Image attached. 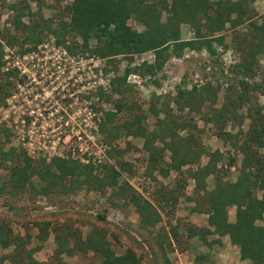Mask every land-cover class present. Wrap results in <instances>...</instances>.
<instances>
[{
  "label": "rangeland",
  "instance_id": "rangeland-1",
  "mask_svg": "<svg viewBox=\"0 0 264 264\" xmlns=\"http://www.w3.org/2000/svg\"><path fill=\"white\" fill-rule=\"evenodd\" d=\"M69 2L70 0H0V36L4 32L14 33L12 16L15 12L9 8L10 4L18 7L27 5L33 20L49 19L55 25L60 18H68L65 10ZM164 17L162 11V21ZM261 17L255 20L264 22ZM21 21L25 25L30 24L29 16H23ZM127 24L132 31L143 29L141 23L132 18L128 19ZM240 31L245 32L239 26L234 30H225L222 40L225 47L215 44L216 54L210 55L209 59L206 51L185 50L182 56L166 60L161 70L152 77L129 73L125 80L127 86H123L125 91L121 95L110 89L112 79L121 77L125 67L132 68L141 61L151 60L150 52L130 57L118 55L109 60L84 54L78 49H74L75 53L71 54L64 48L66 54H61L62 45H55L53 36L45 33L34 49L23 54H18L20 46L17 43L3 45L1 52L2 59L5 60L4 67L16 69L17 77L21 80L9 77L13 80V86L8 87V95L4 99L0 98V152H5L10 147L15 149V154L23 150V154L29 156L37 168L40 160L47 162L51 156H59L80 164L90 163L94 168L100 164H112L117 168L115 162L125 161L131 170L120 171L117 185L124 181L129 186L138 188L137 183L143 180L142 174L147 164L146 152L142 148L143 139L135 136V124L125 131L123 123L139 117L137 125L150 131L155 128L156 120H168V128L175 131L177 137L191 135V144L203 148L207 155L218 150L226 157L227 152H230L235 161L229 167L224 164V180H234L241 156L228 144L229 138H219L215 133L214 123L205 120L215 110H222L231 100L233 115L231 113L232 116H227L226 122L218 128L234 136L231 138L234 141H241L249 123L247 115L252 114V109L261 107V114L264 116V99L254 96L255 91L252 93L251 85L254 82L263 88L264 53L256 56L254 77L246 79L248 86L243 97L248 100L244 104L238 105L235 98L236 92L241 93L244 89L237 83L241 78L239 74L229 76L222 72L238 60L239 51L233 43V34ZM191 36L190 28L182 24L180 37L185 39ZM244 36L250 44L251 36ZM65 39V44L70 43L75 48L74 40L70 36ZM213 58V63L207 62ZM4 67H1L2 71H5ZM192 83L196 86L209 83L215 90L214 97L194 107H177L173 101L176 87L188 90ZM116 103L122 104L119 110H116ZM104 112L116 114L110 123L119 128L115 137H107L104 132L97 130L98 120L105 117ZM155 145L161 144L155 141ZM258 153L264 155V149H260ZM167 158L168 153H165L161 167L165 166ZM22 159L21 154L13 160H3L0 157V182L6 179L13 163L18 161L17 163L22 164ZM206 160L207 156L203 155L199 162ZM196 166L194 162L191 166L181 167L182 173L177 180L176 172L169 170L167 182L160 185L158 173L151 171L155 189L158 190L161 186L164 188L162 191L166 192L176 186L181 198L173 205L156 204L160 219L143 232L135 227V213L131 206L124 208L109 202L108 189L98 191L85 184L67 194L53 193L54 190H51L52 193L46 195L40 191L43 183L35 177L31 178L32 187L27 185L12 201L13 209L17 210L15 214L8 211L7 201L10 202V199L7 194H0V221L5 219L4 222L12 232L23 238L24 244L19 247L22 252L39 246L32 253V258L39 264H98L99 258L93 252H75L71 256L64 253L54 255V232L62 234L65 228L73 230L81 238L91 229H102L105 240L116 253L131 248L141 264H162L161 246L164 247L166 258L172 260V264H177L179 257L176 253H182L181 248L185 245L182 241L185 239L170 241L166 231H169V226L183 228L197 224L194 215L189 212V208L192 210L195 207V202L189 203V200L186 202L183 198L188 196L192 200L194 197L190 193L192 190H189L193 187L189 172ZM97 170L92 168V173L95 174ZM207 178V189H210L213 185L212 176ZM179 181L181 186H178ZM113 190L116 191V186ZM136 191L140 192L141 188ZM155 194L156 197L160 195L158 191ZM98 214L104 217L99 219ZM37 221L49 222L48 234L43 239L37 238V228L34 225ZM181 227L179 232L177 228V236L183 239L184 231ZM12 252L13 248L9 246L1 249L0 255L10 257ZM22 255L25 260V255ZM184 255L182 253L180 257Z\"/></svg>",
  "mask_w": 264,
  "mask_h": 264
},
{
  "label": "trees",
  "instance_id": "trees-1",
  "mask_svg": "<svg viewBox=\"0 0 264 264\" xmlns=\"http://www.w3.org/2000/svg\"><path fill=\"white\" fill-rule=\"evenodd\" d=\"M251 1L253 0H70L65 10L68 18H60L55 25L49 19L33 20L27 5L18 7L10 4L9 8L15 12L12 16L14 33L4 32V35L0 36V98L4 99L8 95V87L13 86V80L9 77H15L17 81L21 80L17 77L16 69L1 70L5 64L1 52L3 45L17 43L20 46L18 54H23L34 49L45 33L53 36L55 45H62L71 54L75 53L74 49H78L84 54L109 60L118 55L130 57L134 54L150 52L151 60L141 61L132 68L125 67L121 77L112 79L110 89L121 95L125 91L123 86H127L125 80L129 73L152 77L161 70L166 60L170 57L182 56L185 50L206 51L209 59L210 55L216 54L215 44L225 47L222 44L225 30H234L246 23L245 32L233 34L235 38L233 43L239 51L238 60L234 61L228 70L222 71L229 76L238 73L239 77L243 78L237 83L244 89L241 93L236 92L235 98L238 105L244 104L248 100L247 97H243L248 86L246 79L255 73L256 56L264 53V22L255 20L261 16L264 19V12L258 16L249 6ZM162 11L165 14L163 21ZM25 15L29 16V25L21 21ZM130 18L141 23L143 29L132 31L127 24ZM182 24L190 28L191 37L185 39L180 37ZM244 35L251 36L250 44L246 42ZM68 36L74 40L75 48L71 47L70 43H64L65 37ZM233 58L235 59L234 55ZM214 61L215 58L207 60L210 63ZM251 83L252 93L255 91L254 96L264 93V82L263 88L257 83ZM214 94L215 90L209 83L201 86L192 83L188 90L177 86L173 101L177 107L183 109L213 98ZM230 104H232L231 100L222 110H215L205 121L214 123L217 136L229 138L228 144L241 156L238 173L232 181L224 180L226 174L224 164L229 167L235 161L230 152H227L226 157H223L218 150L207 155L203 148L191 144L193 140L191 135L177 137L175 131L168 128V120L167 122L156 120L155 128L147 131L137 125L139 122L137 117L135 120H126L123 127L128 131V127L135 124V136L143 139L142 148L146 152L147 164L142 174L144 181L142 189L154 202L151 201L153 204L142 198L126 182L117 185L120 171L131 170L130 165L125 161L115 162L117 168L112 164H100L94 168L90 163L80 164L59 156H51L47 162L40 160L37 168L34 167L32 159L23 154V150L18 149L20 151L15 154L13 147L0 152V157L3 160L8 158L13 160L21 154L22 164L17 161L9 168L8 176L0 182V194L2 192L7 194L10 199V202L7 201L8 211L15 214L17 210L13 209L12 201L27 185L32 187V177L43 183L40 191L46 195L52 193L51 190H54L53 193L67 194L85 184L98 191L108 189L107 199L112 205L122 207L130 205L135 208L137 227L143 232L160 219L156 204L173 205L180 193L176 186L166 192L162 191L164 188L161 186L160 189H155V182L150 176L151 171L155 170L159 177H166L169 170H173L176 172L175 175L179 176L181 167L195 162L196 168L189 172L194 189L205 188L206 178L209 175L213 180V187L205 194L206 208L203 210L207 215V225L213 228L212 233L218 236L227 235L230 243L238 247L241 260L247 259L250 264H264V155L258 153L260 149H264V116L261 114V107H254L252 114L247 115L249 123L243 138L241 141H234L231 139L234 136L218 128L224 121L226 122L227 116L233 115ZM121 105L116 103V110H119ZM92 108L98 109L94 106ZM104 115V119L102 117V120H98L97 130L104 132L107 137H115L119 128L110 123L116 114L104 112ZM155 141L161 145L156 146ZM165 153H168V160L164 162L165 166L161 167ZM203 155L207 156V160L201 163L199 159ZM92 168L98 169L95 174L92 173ZM114 186L116 191L113 190ZM178 186H181L180 183ZM156 191L160 194L157 195L158 197ZM227 207L234 208L233 222H227ZM192 211L199 209L195 206ZM103 217L98 214L99 219ZM4 221L5 219L0 221V250L12 246L13 252L10 257L0 255V264H39L32 258V253L39 246L22 252L19 247L24 244L23 238L14 234ZM34 225L37 228V238L43 239L48 234L49 222L37 221ZM72 231L65 228L62 234L54 232L55 256L62 253L71 256L75 252H93L99 258L98 264H141L139 257L131 248L116 253L105 240L102 229H91L83 238ZM185 231L186 237L198 235L204 241L201 234L203 230H192L187 226ZM166 233L176 239L177 226H169V231ZM160 252L162 264H172L164 254V247L160 246ZM22 254L25 255V260Z\"/></svg>",
  "mask_w": 264,
  "mask_h": 264
},
{
  "label": "crops",
  "instance_id": "crops-1",
  "mask_svg": "<svg viewBox=\"0 0 264 264\" xmlns=\"http://www.w3.org/2000/svg\"><path fill=\"white\" fill-rule=\"evenodd\" d=\"M249 6L258 16L264 12V0H253L249 3ZM256 19L258 20V18ZM239 27H241V30H245L247 28L246 23L239 25ZM185 166H191V165H185ZM167 178L168 177H160L159 183L165 184L167 182L166 181ZM179 178L180 177L177 176L175 179L177 180ZM207 179L208 178H206L205 188L203 189H194V187L189 188V190H192L190 193L194 195L192 200L188 199V196L183 197L184 199H186L185 200L186 202L190 201L189 203H193L192 201H194L195 202L194 205L197 206L199 209V211H192L191 208H189V212H191L192 216L194 215V219L197 220V224L195 223L194 225L189 226V227H191L192 230H196L197 228L199 230H203V233L201 234L203 235L202 238L204 239V241H202L198 235L186 237L185 227L182 228L181 226H178L177 227L178 232H179L180 227L184 231L183 239H181V237H178V236L176 237V239L172 238L171 236L169 237L170 241L175 240L176 242L177 240L182 241L185 239L184 241H182V242H185V245L183 246V248H181V250H183L182 253H185V255L180 257V254H182L181 251L179 253H176L179 257V261L177 264H250L247 259H242V260L240 259L238 247L230 243L227 235L218 236L212 233L213 228L207 225L206 223L207 215L203 211L206 208L205 194L213 187L212 185L210 189H207V185H208ZM179 183H181V181H179ZM191 184H192V181H191ZM138 194L142 196V198L150 202L152 201L150 197H145L146 194L144 195V193H140V192H138ZM179 198H181L180 195L178 196L177 200H179ZM185 206L189 207V204H186ZM132 209L134 210V213H135L134 214L135 227L137 230L141 232V229L137 227V212L134 207H132ZM226 212H227V222H233L234 221V208L227 207ZM137 239H139L138 236H137ZM172 245H173V241H172ZM171 263H172V260H171Z\"/></svg>",
  "mask_w": 264,
  "mask_h": 264
},
{
  "label": "built area",
  "instance_id": "built-area-1",
  "mask_svg": "<svg viewBox=\"0 0 264 264\" xmlns=\"http://www.w3.org/2000/svg\"><path fill=\"white\" fill-rule=\"evenodd\" d=\"M61 54H66V50L64 49V48H61V52H60ZM22 56V55H21ZM229 57H230V55H229ZM6 67H4V69H5ZM7 69V68H6ZM5 69V70H6ZM257 97H259V98H262V99H264V93L263 94H258L257 95ZM143 179V178H142ZM141 179V180H142ZM141 183H144V181L142 180L141 182H139V183H137V185H138V188H141V193L143 192V189H142V187H143V185L141 184ZM138 188H135L136 190L138 189ZM139 191V190H138ZM143 193H145L146 194V192H143Z\"/></svg>",
  "mask_w": 264,
  "mask_h": 264
}]
</instances>
